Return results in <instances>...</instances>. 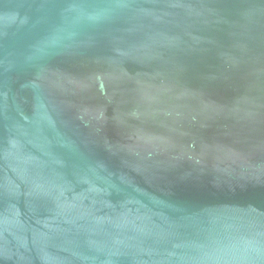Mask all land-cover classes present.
<instances>
[{"label": "water", "instance_id": "1", "mask_svg": "<svg viewBox=\"0 0 264 264\" xmlns=\"http://www.w3.org/2000/svg\"><path fill=\"white\" fill-rule=\"evenodd\" d=\"M0 264H264V0H0Z\"/></svg>", "mask_w": 264, "mask_h": 264}]
</instances>
